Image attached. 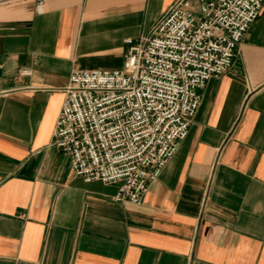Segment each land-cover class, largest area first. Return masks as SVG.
Returning a JSON list of instances; mask_svg holds the SVG:
<instances>
[{
    "label": "crops",
    "instance_id": "crops-1",
    "mask_svg": "<svg viewBox=\"0 0 264 264\" xmlns=\"http://www.w3.org/2000/svg\"><path fill=\"white\" fill-rule=\"evenodd\" d=\"M0 0V264H264V5L139 203L53 144L74 69L123 67L175 0Z\"/></svg>",
    "mask_w": 264,
    "mask_h": 264
},
{
    "label": "built area",
    "instance_id": "built-area-1",
    "mask_svg": "<svg viewBox=\"0 0 264 264\" xmlns=\"http://www.w3.org/2000/svg\"><path fill=\"white\" fill-rule=\"evenodd\" d=\"M43 0H38L37 6ZM264 0H175L116 69H74L53 144L86 181L139 203L189 133L203 89L234 65Z\"/></svg>",
    "mask_w": 264,
    "mask_h": 264
}]
</instances>
